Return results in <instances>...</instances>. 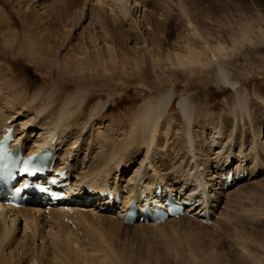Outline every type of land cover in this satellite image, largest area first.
<instances>
[{
    "label": "rangeland",
    "instance_id": "obj_1",
    "mask_svg": "<svg viewBox=\"0 0 264 264\" xmlns=\"http://www.w3.org/2000/svg\"><path fill=\"white\" fill-rule=\"evenodd\" d=\"M135 1L139 3L136 18L142 25L143 35L139 30L131 32L125 18L112 22L109 9L99 8L96 0H0V86L6 88L2 85L4 78L13 80L29 88L30 96L31 91L44 86L46 77L53 79L44 72L41 64L34 62L27 54L18 52L15 47L3 51L7 48L2 38L9 31L15 33L18 43L27 36H33L45 53L59 56L67 48L70 53L79 51L82 40L87 41L90 52L96 53L97 49L91 47L89 39L96 33L100 46L107 41L106 46L114 49L118 59L122 57L127 60L124 71L117 62V68L110 66L108 74H104L101 68L98 73H93L97 78L94 88L98 95L90 103L112 98L105 109L98 112L96 119L114 118L113 124L118 129L115 128L114 132H121L117 133L116 146H121L126 141L125 137L129 136L127 131L131 111L147 96L159 95L157 93L174 88L175 94L167 109L168 118L173 119L171 130L165 140L163 136L160 137V147L157 148L159 153H175L172 166H177V158L187 151L184 144L187 142V119L183 118L176 106L181 96L192 101L189 121L200 151L208 150V145L212 144L208 139L211 135L208 129L219 128L218 136L224 137L220 141L223 148L220 154L231 147L236 153L237 146L242 144L247 149H242L243 153L249 154L244 162H250L253 158V166L264 165V161L261 164L262 160H259L258 151L264 154V0ZM189 21L196 33H203L211 45L220 43L224 46L219 61L228 79L247 91L244 107L231 106L233 91L220 82L215 61H207L211 55L206 53L204 65L182 70L154 67L148 56L143 54V47L153 40L159 48L162 47L156 60L163 67L165 62H169L166 60L167 54L179 48L180 41H189L197 48L199 38L191 35ZM257 24L261 26L260 29ZM5 25H8V29ZM240 28L250 30L249 35L240 36ZM102 30L107 35L104 36ZM137 33H140L139 37ZM199 34H195L196 37ZM89 105L85 107L86 110ZM79 121L87 125L82 118ZM199 124H205L206 129L199 128ZM255 135L258 142L254 140ZM205 136L207 140L203 144ZM137 139H132L129 147L136 153L133 156L129 153L131 157L124 155V160L128 159L125 165L128 168H123L122 176L131 175L132 168L138 167L142 159L144 149L138 145ZM163 141L164 147L161 146ZM80 142L85 145L84 138ZM254 142L253 147H257V151L251 147ZM218 146L215 144L212 147L211 155ZM87 149L89 151L86 153L79 154L80 159L86 158L81 161L83 173L87 171L90 160L95 161L91 166L98 168L100 173L109 169L114 172L119 155L111 154L109 161L105 162L92 159L93 149ZM163 167L160 165L159 168ZM246 180L240 185L234 184L220 190V203L208 224L190 216H181L161 224L162 227L139 223L135 226L122 223L116 215L72 209V213L66 217L78 224L76 228H81L83 235H79L62 220L64 217L60 215V210L44 212L39 219L27 223L26 231L32 230L31 234L26 233L28 237H25L24 228L19 223L20 230L14 234L10 246H6V260L12 261V264H116L118 260L127 264H264V170L255 178ZM120 182L122 186L126 185Z\"/></svg>",
    "mask_w": 264,
    "mask_h": 264
},
{
    "label": "bare ground",
    "instance_id": "obj_2",
    "mask_svg": "<svg viewBox=\"0 0 264 264\" xmlns=\"http://www.w3.org/2000/svg\"><path fill=\"white\" fill-rule=\"evenodd\" d=\"M109 2H112V4ZM96 3L99 8H102L103 10H105V8L109 9L112 22H118L125 18V20L128 21L127 24L129 25L130 30H132L131 32H134L133 30L138 32L137 30H139V32L142 33V25L136 18L139 3L135 0H96ZM145 18L146 17H144V19ZM5 26L8 29V25ZM189 26L192 27V29L189 27L191 29V35H193L194 38H199V49H197L198 47L196 48L191 45L189 41L186 42L185 40H182L180 41V47L182 48L179 47L173 51L172 54H167L168 59L166 60H169V62L168 64L165 62V64L162 65L163 67L159 64L160 61L156 60L157 55L161 54L160 49H162V47L159 48V45H156L153 40L150 41L151 43H148L143 47V54L148 56L154 67L156 66L161 69L182 68V70L194 65H204L203 61L206 59L205 57H207L206 53L211 55L207 61H215L220 82L233 91L234 96L231 101V106L233 108L244 107L248 95L247 91L243 90L239 84L237 85L235 82L228 79L225 69L222 66L221 61H219L224 46L220 43H217L218 45H211L203 33H196V29L191 21H189ZM260 27L261 26L257 24V28L260 29ZM97 31H99V29H97ZM239 32L240 36L245 37L249 35L250 30H243L240 28ZM140 33L136 34L137 37H139L138 35H140ZM103 34L104 36L107 35L106 31H103ZM195 34H199V36L196 37ZM93 35L94 36H89V39L91 40V47L97 49L96 53L94 51L90 52L87 41L82 40L80 42L79 51H76V53H70L67 48V50L60 56L45 53L43 47L37 43L33 36H27L18 43L15 33L9 31L8 35H3L4 38H2L4 45L6 46L5 48H7L3 51L12 50L15 47L18 52L27 54L33 61L35 60L41 64L45 70L44 72L48 73L49 76H52L53 79H48L46 77V79H44V86L31 91L32 93L30 96L29 88L20 86L13 80L6 78L3 79L4 81L2 85L6 88L3 89L0 86V137L4 128H13L16 143L21 142L22 148L26 151V154L37 152L47 146L54 150L56 156V161L54 163L55 170L67 169L70 179L72 180L71 191L74 192L76 197L82 202L80 205L69 207V210L74 209L83 212L91 211L96 214L98 211L101 212L100 205H102V208H105L107 199L98 198V205H96L97 203L95 201H87L88 199H91L99 193H107L114 189L123 194L126 189L125 196L123 195V208L118 209L116 214L106 213L116 215L119 221L122 222L120 216H122L125 208L128 206L127 204L132 200L139 201L140 195L143 191L150 193V189L153 185L160 184L164 189L176 192V194L181 196L182 199L194 200V204L190 205L187 210L192 212V215L197 216L196 220H201L206 211H208L210 219V215L214 214L218 208L217 206L220 203V195H222V191L228 188L224 187V181H221L219 177L221 171L225 170L226 172L230 169V165L228 164L230 160H235V166L232 169L233 175H242L241 177H244L245 173H247L246 178H242V180L236 182L235 185L245 183L247 182L246 179H253V177L255 178L258 174L260 175V173H262L264 165H261V167L257 165L253 166V156H251L252 161H247L249 164H243L244 159L246 160V157H248L249 154H244L245 147L242 144L237 146L238 150L236 153H233V148L231 147L229 150H225L226 152L220 154L223 149L220 141L222 139L224 140V137L218 136L219 133L217 131L219 128L218 130L216 128L211 130L208 127L209 133H207L211 134L208 139L212 141V144L208 145V150L200 151L199 148L196 147L193 126H191V122L189 121V116L193 109L192 101L185 96L178 98L176 106L178 112L183 118L187 119L185 130V133H187V138H185V140H187V142L184 143L186 144L187 151L184 152L185 155H180L179 158H177L178 165L175 167L172 166L174 161L172 156L175 153L173 152L171 155L169 153H159L157 148L160 147V137L163 136L165 140L171 130L173 119L171 117L168 118L167 109L171 106L173 95L175 94L174 88H170L163 93H157L159 95H150L144 98L143 101L131 111L132 113L129 118V127L127 131L129 136L125 137L126 141L123 142L121 146H116V138L121 132H114V129L117 127L113 124L114 118L108 116L105 120L96 119L98 112L105 109L106 105L112 101V98L108 97L106 100H98L90 103V101L98 95V91L94 88L97 78L96 74H94V76L93 73H98L101 68L103 73L105 72L104 74H108L107 72H109V68H117L118 63L119 67L124 71L127 60L122 57H119L118 59V55L115 54L114 49L110 46H106L107 41L100 46V44L97 43L96 33H93ZM12 37L13 39H11ZM237 38L239 37L237 36ZM9 40H11V42H8ZM14 43H16V45H14ZM176 43L175 45L178 46V42ZM138 61L139 60L136 62ZM87 105L89 106L86 110L85 107ZM84 113H86V116ZM81 118L86 121L87 125H83V123L79 121ZM198 127L206 129L205 124L204 126L201 124ZM235 129L236 127L233 128L234 131ZM206 136L203 138V144L206 142L205 140H207ZM83 138L85 139V145H82L80 142ZM134 138H138V145H142L141 147L144 149L142 159L139 162L138 167L132 168L131 175L125 176V174L122 176V170L128 160H124L126 159L124 155L131 157L129 153L131 155L136 153L129 148L132 139ZM215 139L218 141L215 142ZM53 140H55L54 143L52 142ZM254 140L258 142L256 135ZM256 142H254L251 147L253 150L255 148L257 151L258 148L253 147ZM162 144V147L166 146L164 145V141ZM215 144H219V146L211 155L212 147H214ZM91 147L93 149L91 151L92 159H100L107 162L109 161L108 159L111 157V154L119 155V162H117L115 168H113L114 172L109 169L100 173L98 168L94 169L91 166L95 164V161H93L94 164H92L93 162L91 160L90 163L87 162L88 165L85 164L88 167L87 171L84 172L85 174L82 172L83 170L81 169L84 168V165H81V161L84 158L80 159L79 156L81 153H84V151L85 153L89 151L87 148ZM245 151H247V149ZM258 151L260 155L259 160H262V164L264 161V154L261 153L259 149ZM235 154L237 155L235 156ZM166 157L170 158L167 159ZM186 157L187 159H185ZM157 161L160 163L157 164ZM256 162H258V160H256ZM160 165L165 167L159 168ZM71 172H73V174ZM248 174L250 178L248 177ZM135 176L136 178L134 179ZM120 181L125 182L126 185L122 186L123 183ZM51 210H60V215H63L64 217L62 220L64 221L66 219L67 222L69 219L66 215L68 216L72 213L64 211L61 208H51ZM44 212L45 211L39 207L38 203L37 206L12 208L11 206L2 204L0 201V264H12V261L10 263L9 260H6L8 258L5 255V251L7 249L6 246L14 240V234L16 231L18 232L20 230L18 227L19 223L21 222L22 227L24 228L23 232L25 233V237H28L26 236V233H29L30 231H26L27 223L39 219ZM112 218L114 219V217ZM72 223L75 227L78 225L73 221ZM146 226L162 227L161 224L151 223L146 224ZM116 264H127V262L118 260Z\"/></svg>",
    "mask_w": 264,
    "mask_h": 264
}]
</instances>
